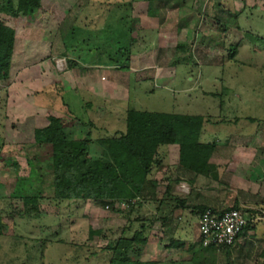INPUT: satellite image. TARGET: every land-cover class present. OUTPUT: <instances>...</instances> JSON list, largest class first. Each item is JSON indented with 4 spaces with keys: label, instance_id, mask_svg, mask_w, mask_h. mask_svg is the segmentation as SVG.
<instances>
[{
    "label": "rangeland",
    "instance_id": "obj_1",
    "mask_svg": "<svg viewBox=\"0 0 264 264\" xmlns=\"http://www.w3.org/2000/svg\"><path fill=\"white\" fill-rule=\"evenodd\" d=\"M161 1H165L164 6ZM199 2L200 9H193L194 0H54L44 3L45 11L38 13L32 23L28 21L16 28L8 85L0 91V215L7 230L12 231V235L0 238V264H107V254L98 251L107 242L98 238L87 241L88 225L102 224L106 240L111 241L118 235V226H123L120 216L113 217L109 210L92 201H48L50 183L46 184L45 176L40 183L46 200L40 203L37 219H19L8 196L11 187L18 184L15 178H26L37 169L34 160L41 161L45 156V150L34 145L32 131L46 124L47 116L61 119L68 137L89 134L91 138L103 139L124 130L128 105L140 112L209 118L211 124L204 125L200 142L217 144L212 162L221 163L224 168L219 172V183L201 179L202 190L195 202L207 198L216 201L217 206L236 204L242 210L255 212V235L237 241L230 263L261 264L258 254L264 245V0ZM206 6L207 10L203 9ZM147 7L151 14L158 7L176 8L170 9L174 13L170 20L180 21L178 29L187 22L182 21L186 18L183 14L196 18L195 30L199 34L192 49L175 51L174 36L145 30ZM7 23L12 26L10 20ZM176 37L183 40L182 34ZM131 44L132 52H151L153 58L161 53L166 57L156 63L149 60L156 64L149 68L158 70L154 86L147 80L151 78L147 77L152 74L150 70L141 75L147 79H131L128 92L123 88L118 94L112 90L113 103L81 89L87 70L83 65L106 63L108 59L120 62L123 57L117 54L118 50ZM232 50L234 54L229 58ZM172 51L179 58L176 61ZM67 61H75L76 66L70 69ZM50 64L53 71L49 75L45 67ZM127 69L117 72L130 74ZM114 72L108 67L96 71L107 79L100 85L110 84ZM56 80L63 83L52 85L51 81ZM64 105L73 116L63 114ZM250 119L255 121L251 123ZM257 168L263 174L261 182L249 179ZM39 175L33 174L37 179ZM34 186L40 189L36 182ZM179 191L181 196L190 192L184 186ZM196 219L198 216L190 212L181 219L183 227L176 237L183 241L184 249L170 256L177 264H188L189 246L198 249ZM213 259L214 264L225 262L223 253Z\"/></svg>",
    "mask_w": 264,
    "mask_h": 264
},
{
    "label": "trees",
    "instance_id": "obj_2",
    "mask_svg": "<svg viewBox=\"0 0 264 264\" xmlns=\"http://www.w3.org/2000/svg\"><path fill=\"white\" fill-rule=\"evenodd\" d=\"M52 1L54 0L0 1V91L8 85L16 28L28 21L32 23L38 13L45 11L44 3ZM116 1L113 0L115 3ZM148 7L147 14L152 17L153 13H150ZM9 20L12 26L8 25ZM262 43L264 45V39ZM131 46L132 44L118 50L117 54L123 57L120 62L108 59L103 64L116 70L129 69V58L133 53ZM182 48L183 46H176L175 50L180 51ZM232 54L233 50L228 57ZM67 65L71 69L76 66V62L67 61ZM129 106L125 111L124 130L103 139L91 138L89 134L80 138L68 137L61 119L47 116L46 124L37 126L32 131L34 145L44 149L45 156L41 161L34 160L37 169L30 170L26 178H15L18 184L14 189L10 186L8 199L10 206L17 208L15 211L17 210L19 219H37L40 203L46 200L42 195L43 187L40 183L45 176L46 184L48 181L50 183V197L47 198L50 202L92 201L111 213L126 214L128 220L119 228L118 235L111 241L107 240V244L98 250L107 254V264H160L141 261L149 240L145 232L150 229V226H144L139 215L142 206H166L170 201L176 204L177 210L184 211L187 206L186 199L172 197L168 188L163 193L158 192V184L152 178V173L161 172L163 169L161 149L176 146L178 170L219 183L220 167L211 163L218 147L215 142H200L204 125L211 124L209 118L140 112ZM63 114L67 117L73 116L66 105L63 107ZM254 121L250 119L251 123ZM29 165L31 167L33 164ZM37 172L41 173L38 179L33 176ZM253 172L255 174H251L249 179L261 182L264 174L261 169H254ZM34 182L40 189L35 188ZM205 210L216 214L230 210L239 211L245 216L247 224L237 236L235 244L241 238L254 237L256 227L253 214L256 213L252 210H242L235 204L220 210L196 207L192 213L199 217ZM130 217L134 218L130 220ZM104 229L102 224L89 223L87 241L108 239ZM110 232L112 233V230ZM9 234L12 235V231L7 230L4 218L0 215V238ZM234 245L202 248L199 244L197 250H192L193 246H190L186 251L190 253V264H214L211 258L218 253L224 254V264H231L230 255L235 251ZM167 248L183 250L184 243L171 241ZM205 256H208V259H205ZM258 258H261V264H264V245Z\"/></svg>",
    "mask_w": 264,
    "mask_h": 264
},
{
    "label": "crops",
    "instance_id": "obj_3",
    "mask_svg": "<svg viewBox=\"0 0 264 264\" xmlns=\"http://www.w3.org/2000/svg\"><path fill=\"white\" fill-rule=\"evenodd\" d=\"M164 2L161 1L160 3H162L164 6ZM194 3L195 4L193 5V9H195L196 7L200 9L202 2H199V0H194ZM131 8L133 9L134 7H131ZM254 8H257V10H260L259 6H256ZM170 9H176V8L158 7L156 9L157 12L153 14L152 17L148 16L147 11H146V14L144 15V17L147 20V22L143 24L145 26L144 27L145 30L152 31L151 29H153V30H156V32H158L159 35L167 34V35L174 36L176 38L175 45L183 46L182 50L184 52L187 51L189 47L192 49L193 42L196 40V34H199L198 29L195 30L196 28L195 23L197 22V19L196 18L191 19L188 14L186 15L183 14L182 16L186 18H183L182 21L183 22L187 21V22L183 27L179 25V29H178L177 25L180 21H178L177 19L174 23L171 22L170 18L172 17L174 13L173 11L170 12ZM203 9L207 10V6L206 8L203 7ZM203 11L205 13V10ZM198 14L199 12L197 13V15ZM148 19L149 21H152V20L153 21L148 22ZM189 20H192V21H189ZM174 27L177 28V31ZM137 29L141 30L140 26H138ZM192 29L194 30L191 31ZM207 31H203V33L208 34ZM176 34H182L183 40L182 41L177 40L178 37H176ZM187 35H189V37ZM176 46H174L173 48H176ZM175 51L174 52L172 51L173 52L172 59L176 61L179 58L175 55ZM163 58H166V57H164V55L161 53L160 55L157 54L153 58L151 52H145V53H138L137 51L133 52L129 58V70L128 71L130 74H127V73L118 74L117 72L118 70L112 67L105 66V64L103 63H90L87 66L83 65V67L85 66L87 70H84L86 75H85V78L82 79L81 81V86H82L81 89H83V91L86 90L88 92H91L93 96L99 97L100 98L99 100L101 101H104L102 98L104 97L105 100H108V102L113 103L114 100L112 98V93H111L112 90H114L117 94L119 92V88H123V91L126 92L127 90L128 92V88H129L128 85L131 79H133L134 81L142 79L143 76L141 75L144 72L152 70L149 67H151L152 64L155 66L156 64L154 63H156L157 59L166 60ZM150 59L153 60L154 63H150L149 62ZM51 67H49V65L45 67V72L49 75L53 71V66L51 65ZM102 67H108L109 69H112L115 71L114 73H111L112 80L110 84H105V86H101L100 84L106 83L107 79L103 78L102 76H98V74H96V71L101 70ZM157 72H158L157 68L156 69L153 68L152 74H150V76H147L151 78L147 79L146 76H144L143 79L149 80V82L154 86L153 83L156 81L158 77ZM37 74L39 73L37 72ZM123 75H126L125 80H123ZM55 83H63V81L62 80L60 81L56 80L54 82L51 81V84H55ZM75 89L76 88H71V91H74ZM106 96L108 97V99H106L107 98ZM117 99L118 98H115V100ZM160 156L163 159V169L161 172L152 173V178L158 184V192L163 193L165 189L168 188V191L170 192L172 197L178 198V199H186L187 206L184 211L181 209L177 210L175 208L176 204L171 201H170V204H167L166 206H162V205L161 206H153V205L142 206L141 213L139 215L141 216L143 220L144 226L148 225L150 226V229H148L145 232L147 234L146 237H149V240H148V244L144 248L141 261L144 263L159 262L160 264L162 263L163 264H177L178 262H176L175 259L171 258L170 256L174 251L176 252V251H181V250H175V249L168 250L167 247L171 241L183 242L182 240H177L176 234H178V232L180 233L182 230L183 226L181 224V219L184 218V213L190 212L191 214H193L192 212L196 207H206V208H211L215 210L217 209L220 210V209L229 208V207L217 206L216 201H212L207 198H201V199L198 198V201L195 202V198L199 196L198 194L201 193L200 191L202 190L200 186V183H201L200 181L201 179H204V178L200 176H195L188 172H184L182 170L177 169V165H176L177 147L176 146H169V147L161 149ZM173 157H175L174 160H172ZM212 161L213 159L211 160V163L216 164V162H212ZM217 165L220 167V170L224 168V165L221 163ZM180 186L186 187L187 189H189L190 192H187L185 193L184 196H181L180 194L181 192L179 191ZM157 210H158V214H157ZM112 215L113 217L120 216L122 218L123 223L121 225L126 224V221L128 220V217L126 216L125 213H122V214L112 213ZM133 218L134 217H130L129 219L132 220ZM197 220L198 219H196V223H195L196 229H197ZM118 227L121 228L120 225ZM113 228L114 227H112V229ZM157 237L159 240H157L156 242L155 238ZM105 241L108 242L107 240ZM206 258L207 256H205V259ZM208 263L209 262H203V264H208ZM188 264H190L189 261H188Z\"/></svg>",
    "mask_w": 264,
    "mask_h": 264
},
{
    "label": "built area",
    "instance_id": "obj_4",
    "mask_svg": "<svg viewBox=\"0 0 264 264\" xmlns=\"http://www.w3.org/2000/svg\"><path fill=\"white\" fill-rule=\"evenodd\" d=\"M246 224L245 216L239 211L216 214L205 210L197 220L199 244L202 248L230 247Z\"/></svg>",
    "mask_w": 264,
    "mask_h": 264
}]
</instances>
